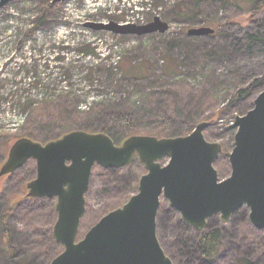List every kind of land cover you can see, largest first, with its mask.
<instances>
[{"label": "rangeland", "instance_id": "374dc122", "mask_svg": "<svg viewBox=\"0 0 264 264\" xmlns=\"http://www.w3.org/2000/svg\"><path fill=\"white\" fill-rule=\"evenodd\" d=\"M156 16L169 24L166 32L139 36L87 26L113 21L144 25ZM201 27L215 31L188 33ZM263 77L264 13L254 16L220 0H12L0 6V168L22 137L45 144L73 130L103 132L73 124V117L82 115L88 125L89 117L103 106L136 112L142 130L133 135H150L146 133L159 122L151 109H142L143 104L168 90L178 110L188 107L194 128L203 117L220 111L207 120L213 124L205 136L223 147L214 165L225 179L231 174L226 153L233 148L237 130L227 127L253 108L264 82L243 101L242 112L231 100ZM180 118L176 122L182 124ZM117 131L103 133L119 145L127 132ZM178 136L184 135L158 137ZM146 172L138 157L124 168L96 165L79 239L136 194ZM36 174V161L31 159L0 178V264H50L63 250L53 238L56 198L26 197L27 184ZM248 214L242 207L229 223L219 216L209 220V226L222 232L223 249L216 258L201 261L193 239L202 231L182 224L180 214L162 197L159 239L175 264H234L237 258L264 264V229L254 227ZM184 238H190L191 245L185 248L182 242L185 250L177 251Z\"/></svg>", "mask_w": 264, "mask_h": 264}, {"label": "water", "instance_id": "95a60500", "mask_svg": "<svg viewBox=\"0 0 264 264\" xmlns=\"http://www.w3.org/2000/svg\"><path fill=\"white\" fill-rule=\"evenodd\" d=\"M10 1L0 0V6ZM87 26L139 36L169 29L158 16L144 25L113 21ZM214 31L201 27L188 33L201 36ZM212 124L204 120L188 135L178 137L131 135L119 145L106 133L84 130L70 131L45 144L22 137L11 146L0 178L31 159L36 161L37 174L27 184L26 197L56 198L53 238L63 247L50 264H175L158 237L162 197L182 222L198 231L208 228L215 216L225 224L231 222L242 207L247 208L251 224L264 229V90L253 108L227 127L237 130L233 148L226 153L231 174L225 179H220L214 165L223 147L205 136ZM136 157L147 170L138 192L102 216L79 239L93 168H124Z\"/></svg>", "mask_w": 264, "mask_h": 264}, {"label": "trees", "instance_id": "16d2710c", "mask_svg": "<svg viewBox=\"0 0 264 264\" xmlns=\"http://www.w3.org/2000/svg\"><path fill=\"white\" fill-rule=\"evenodd\" d=\"M226 4L231 5L245 13H252L255 15H260L264 13V0H220ZM41 21L43 19L41 18ZM207 24L211 25L210 22ZM216 25V24H215ZM220 31L217 30L215 33L218 34ZM264 82V77L262 79L256 80L251 84L246 90H239L235 96L232 98V104H237L236 111L242 112L245 106L242 104L244 100L250 97V94L253 89L261 85ZM169 94H173L170 91H161L160 95H154L149 101H146L143 104L142 109H151L153 115L156 116L159 124L152 129V131L147 132L146 134L155 135V136H175V135H187L193 129L194 126L191 124V112L188 107L184 108L183 105L180 110L171 103V96ZM231 105H227L225 109L230 108ZM68 114H73V112L69 111ZM220 111L213 112V114L203 117V120H212L213 117L218 116ZM98 115L100 118L98 119ZM138 114L127 107H116V106H103L100 108L99 112L94 116L89 117V124L86 123V118L82 117V115L74 116L73 124L77 128H89V130L98 131L101 130L103 132L111 133L113 129H118L117 133H121L122 131H126V137L133 134H140L141 130L137 126L138 122ZM184 120L182 124L180 122L181 118ZM190 117V118H189ZM170 124L179 126L177 129L170 127ZM145 131V130H144ZM57 134L56 136H59ZM120 137V136H119ZM126 137H122L120 139H124ZM11 207H8V211ZM238 211V210H237ZM182 222V221H181ZM185 224V223H182ZM210 225V224H209ZM188 228L193 229L186 225ZM200 235L196 237V250L198 251V257L200 260L209 261L211 259L216 258L217 255H220L223 249V236L220 228L208 226L202 232H199ZM159 236V232H158ZM161 241V240H160ZM182 242L186 246H190V238H184V240H180L178 244L177 251H182L185 248H182ZM162 244V241H161ZM59 245V244H58ZM163 246V244H162ZM166 246V245H165ZM62 247V246H61ZM164 248V247H163ZM165 249V248H164ZM166 253L174 260V258L170 255V251L165 249ZM170 252V253H169ZM57 254V253H56ZM172 254V253H171ZM10 257H13V254H9ZM173 255V254H172ZM234 264H254L250 262L248 259L237 258L234 259Z\"/></svg>", "mask_w": 264, "mask_h": 264}]
</instances>
